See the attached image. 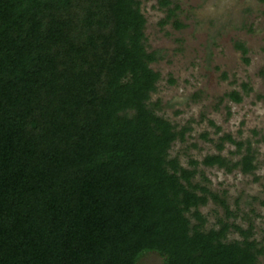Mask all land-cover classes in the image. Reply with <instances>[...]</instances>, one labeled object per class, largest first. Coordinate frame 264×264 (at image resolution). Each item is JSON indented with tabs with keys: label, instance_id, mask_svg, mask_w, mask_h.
Returning <instances> with one entry per match:
<instances>
[{
	"label": "trees",
	"instance_id": "obj_1",
	"mask_svg": "<svg viewBox=\"0 0 264 264\" xmlns=\"http://www.w3.org/2000/svg\"><path fill=\"white\" fill-rule=\"evenodd\" d=\"M144 27L138 0H0V264H139L147 254L161 264H258L264 256L251 225L205 228L199 208L209 199L231 213L193 181L196 169L169 157L190 128L177 130L150 102L159 80L150 65L160 56L147 50ZM224 141L240 153L241 142ZM253 162L247 147L235 162L216 154L201 164L251 174ZM230 229L241 240L227 241Z\"/></svg>",
	"mask_w": 264,
	"mask_h": 264
},
{
	"label": "rangeland",
	"instance_id": "obj_2",
	"mask_svg": "<svg viewBox=\"0 0 264 264\" xmlns=\"http://www.w3.org/2000/svg\"><path fill=\"white\" fill-rule=\"evenodd\" d=\"M138 1L145 18L147 50H156L160 56L150 65L159 74L150 102L158 103L156 113L177 130L190 128L183 141L173 143L169 157L184 168L196 169L193 181L224 200L231 213L226 217L223 208L209 199L199 208L205 228H217L218 220L242 229L251 225L252 238L262 241L264 0H169L167 7L161 5L162 0ZM168 9L174 12L170 18ZM236 43L244 44L245 55L236 49ZM231 91L241 95L240 103L226 97ZM224 135L242 143L240 153H235L233 144L221 142ZM218 144L221 149H217ZM247 147L256 166L251 174H243L238 168L228 173L201 164L205 156L216 154L235 162ZM233 240L241 237L230 229L227 241ZM161 263L156 254H147L139 262ZM258 264H264V256L259 257Z\"/></svg>",
	"mask_w": 264,
	"mask_h": 264
}]
</instances>
